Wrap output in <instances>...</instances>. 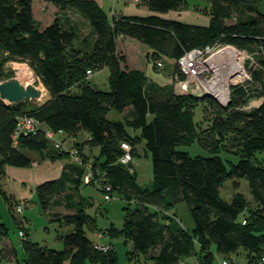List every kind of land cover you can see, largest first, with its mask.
I'll use <instances>...</instances> for the list:
<instances>
[{"label": "trees", "instance_id": "1", "mask_svg": "<svg viewBox=\"0 0 264 264\" xmlns=\"http://www.w3.org/2000/svg\"><path fill=\"white\" fill-rule=\"evenodd\" d=\"M143 1L154 13L109 15L96 0H0V80L12 76L6 61L27 62L38 85L50 92L45 102L29 109L27 102L9 103L0 97V179L8 165L32 164L26 148H48L46 128L69 136L88 132L83 143L75 144L82 159L79 174H84L90 161L84 145L98 147L91 162L94 178L88 183L108 196L119 193L136 203L122 227L112 225L107 231L112 238L131 242L128 261L159 245L145 264H220L223 259L237 264V255L243 257V264H264V12L249 7L255 14L240 18L242 0H209L210 22L196 24L158 14L180 9L187 0ZM70 7L92 25L96 41L91 49L75 47L77 30L62 23L61 14ZM216 42L254 52L246 68L255 86L250 96L259 99L258 105L240 108L248 102L242 83L234 85L227 107L210 96L146 85L150 63L159 68L161 58L177 61L186 50ZM104 66L110 68L108 89L96 86L94 75L88 76V70L95 74ZM184 77L177 62L172 80ZM198 105L204 111L200 121L195 119ZM113 110L120 113L116 119L108 116ZM23 114L36 117L40 129L14 138ZM196 141L210 154L192 155L179 148ZM122 142L131 145L133 157H151L150 185L140 184L133 161H121ZM56 149L53 156L66 152ZM227 180L235 190L232 198L222 194ZM243 180L256 206L239 190ZM2 185L6 199L15 197ZM62 185L63 180L52 179L36 186L44 211L50 210ZM170 187L185 189L195 200L192 229L169 213L174 204L166 195ZM17 203L18 199L10 202L13 213ZM48 213L50 221L70 228L57 234L63 249L31 240L26 231L28 217L21 214L18 235L24 232L26 264H119L112 243L99 240L100 233L98 239L89 235L97 231V222L85 208L65 215ZM0 264H20L18 247L4 221H0Z\"/></svg>", "mask_w": 264, "mask_h": 264}, {"label": "rangeland", "instance_id": "2", "mask_svg": "<svg viewBox=\"0 0 264 264\" xmlns=\"http://www.w3.org/2000/svg\"><path fill=\"white\" fill-rule=\"evenodd\" d=\"M209 0H187L186 5L181 7L180 9H173L168 12H160L161 16L169 19H177L184 22L189 23H196V24H208L210 22V15H209ZM249 7H253L257 10L264 12V0H242L241 4L239 5V10L237 12L238 17L245 18L248 12L255 14L254 11L249 9ZM105 11L110 15L112 12L120 14V15H148L154 13L151 11L148 6L144 3L143 0L140 2H136L135 0H105V6H103ZM76 11L79 15H76ZM80 11L77 8L70 7L64 10L61 14L62 23L68 28H74L78 32L77 38L74 40V46L80 47L84 50L91 49L96 41V33L94 32L92 25L88 21V19L82 14L79 13ZM121 45V44H119ZM3 57L0 55V59ZM164 62L163 67L153 68L152 63L148 65L147 68V82L146 85L148 87L159 88L162 86L164 89L173 88L174 84L177 81H173L172 73L175 68V64L177 61L174 59H165L161 58ZM17 62L22 61H6L5 66L8 70L12 69V76L10 78H14L17 81H21L20 77L17 75ZM27 63V62H25ZM28 64V63H27ZM30 67V65H29ZM31 72L34 76V85L43 87L38 85L36 82V77L34 71L30 67ZM246 71L249 74V77L242 83L246 86V95L245 97L249 100L254 99V96H250V93L253 94L255 90V86L252 83V74L248 69ZM109 75H110V68L108 66H104L102 69L98 70L94 76L92 77V82L102 89L109 88ZM9 79V78H8ZM2 81V80H1ZM193 92V91H190ZM203 94L207 93L204 89H201ZM210 94V93H208ZM212 95V94H210ZM206 95V96H210ZM213 96V95H212ZM210 96V97H212ZM215 98V97H213ZM259 100V99H258ZM39 100L35 97L30 98V101L27 102L26 108L29 109L36 104H41ZM203 106L198 105L195 109V119L196 121H200L203 118ZM116 110H113L111 113L108 114L110 119H116L119 116ZM205 124V123H204ZM64 132H60L58 134L61 139H63ZM66 135V134H65ZM68 136V135H66ZM80 139L83 137V134L79 135ZM68 138L65 142L66 146L68 147L69 143L72 141ZM76 144V143H75ZM65 146V147H66ZM77 146L75 145L74 148ZM69 148V147H68ZM179 148L188 151L192 155L195 154H202L208 155L210 154L209 150L204 147L203 144L200 142H194L191 145H181ZM92 149V150H91ZM29 150L26 151L29 153ZM57 149L53 146L52 143L46 148L44 151L35 149L32 152L33 157V164L26 167L25 169L28 171L35 170L39 172L41 167H59V171L63 169L64 166L70 165L71 167H78L79 162L76 160V154L73 151V148L69 151L64 152L63 154L59 155H52L55 154ZM66 150V149H64ZM86 153L88 154L89 163L92 162L93 158L96 154L99 153V148H91L87 146L85 149ZM141 152H143L141 148ZM31 154V153H30ZM42 155V156H41ZM135 157V156H134ZM35 159V160H34ZM36 161V164L34 165ZM134 168L137 174L138 181L142 185H150L153 180V172H152V160L151 157L148 155L146 156L143 154L142 156L135 157L133 161ZM16 168V169H13ZM21 167L18 166H7V173L3 179H0V183H2V188L6 190L8 195H15L12 197L11 200L5 198L3 193L0 189V221H4L8 223L10 226L13 239L18 247V254L20 264H26L24 259V250H23V239L18 235V226L19 223L17 219L22 218V215L13 211H11L10 202L14 201L17 202V199L20 197H28L30 200L28 204L24 208L23 214L28 217L26 231L28 233V237L33 241H38L42 244H47L48 246H55L61 247L63 249V242L58 240L57 234L58 232L63 231L67 232L70 228L68 226H61V224L55 220L50 221L48 212L42 209V203L38 199L37 192L34 188V182L29 177L27 178V174L22 176L17 173V170ZM80 171H78L79 173ZM81 173V172H80ZM81 178V179H80ZM79 181H83L80 184V188L73 190L72 187L67 188L68 185H62L63 191L70 192V194H75L76 198L81 201V207L85 208L88 213L96 217L97 228L101 231L102 241L112 243L113 247L115 248L118 254L119 264H145L149 261V257L152 254L157 253L158 246H154L150 248L148 253H139L135 260L132 262L128 261V250L131 249V242H126L123 237L120 238H112L109 233H107L108 228L112 225L120 228L123 226L124 222L131 218V213L136 206L135 202H129L128 200L124 199L119 193H114L112 196H107L105 192L101 191L99 187L95 186L94 184L88 183L83 178V174H79ZM85 182V183H84ZM231 181L227 180L224 183V187L222 190V194L226 198H232L233 193L235 190L231 187ZM67 188V189H66ZM244 196L247 198V201L252 205L256 206L257 202L255 201L248 182L246 180L242 181L241 187L239 189ZM167 198L170 201H173L174 204L172 209H170V214H176L177 223H180L182 226L188 229H192L194 227V219L191 212V206L195 204V200L189 194L188 191L181 187H170L166 190ZM16 199V201H15ZM22 199V198H20ZM32 199V200H31ZM19 201V200H18ZM71 203H74L72 201ZM65 206V205H64ZM126 206H128L126 208ZM52 216V215H51ZM89 235L96 239L95 231H89ZM57 238V239H56ZM109 248V247H108ZM58 249V248H57ZM241 256V255H240ZM237 255V264H243L241 261L244 262L243 257Z\"/></svg>", "mask_w": 264, "mask_h": 264}, {"label": "built area", "instance_id": "3", "mask_svg": "<svg viewBox=\"0 0 264 264\" xmlns=\"http://www.w3.org/2000/svg\"><path fill=\"white\" fill-rule=\"evenodd\" d=\"M113 14L115 13L112 12ZM253 53L226 42H216L204 48L198 47L186 50L177 60L179 67L185 73V77L174 84V90L202 93L201 89H204L205 92L211 93L223 107H227L232 102L234 85L243 83L249 77L246 71V62ZM158 65L162 67L164 62L159 60ZM93 75L94 72L88 70V76ZM258 103V100L251 99L240 108L251 109L258 105ZM40 126L41 122L36 117L23 114L17 120L14 138H17L20 133L28 134L35 132L40 129ZM59 133L51 128L45 129V136L49 142L55 148L64 150L66 147L64 141L58 136ZM122 147L125 152L121 157V161L125 164L134 161V157L131 154V145L128 142H122ZM73 151L76 154V160L82 163L78 149L73 148ZM84 167L86 169L83 178L86 182H90L94 178V170L91 163H86ZM26 205L27 200L25 198L19 199L16 205V212L23 214ZM20 235L24 237V232L21 231ZM220 264H231V262L223 259L220 261Z\"/></svg>", "mask_w": 264, "mask_h": 264}, {"label": "crops", "instance_id": "4", "mask_svg": "<svg viewBox=\"0 0 264 264\" xmlns=\"http://www.w3.org/2000/svg\"><path fill=\"white\" fill-rule=\"evenodd\" d=\"M96 1L99 3V5H101V7L105 6V0H96ZM135 1L136 2H140L141 0H135ZM79 13H81V12H79ZM76 15H79L77 11H76ZM117 15H120V14H117ZM65 134L63 135L65 146H66L65 142L68 140L69 137H71L70 139L72 140L69 143V145H68L70 150L72 148H74L75 143H83V141H85V139L89 135L88 132H82L80 134L81 135L83 134V137L80 139V136H79L80 134H78L77 136H69L68 134H66V135H68V136H66ZM87 146L88 145H84V147H83V152L84 153H86L85 149L87 148ZM68 147L66 146V151H69ZM28 149H31V150H29V153H27V154L31 157L32 164H33L32 152L35 149L26 148L25 151H28ZM34 165H39V164H36V161H35ZM26 167H28V166H26ZM26 167H21L20 169L17 170V173L22 175V176L27 174V178L29 177V180L31 179L34 182V188H36V186L38 184H40V183H42L44 181L52 180V179H58V180L61 179V180H63V184L64 185H68L67 188L70 185V187H72L73 190L77 191V189L80 188V184L83 182V181H79V173H78L79 166L76 168V167H71L70 165H67V166H64L61 171H59V167H54V168L53 167H42V166L39 165V166H37V168L41 167L39 172H36L35 170H31V171L27 172V170L25 169ZM13 169H16V168H13ZM63 190L64 189H63V186H62V188L59 191V194L53 200V205L51 206V208H50V210L48 212H50V213H59L60 215H65V214H68V213H76L79 210H81L83 207H81L82 205H80L81 201L78 200L79 198H76L75 194H70V192L66 193ZM20 198H24V197H20ZM25 199L27 200V204H28V201L30 200V198L25 196ZM72 201H74V203H71ZM99 231H100L99 229H97V231H95L96 237H98L97 233ZM96 239H98V238H96ZM101 239H99V240H101ZM106 243H109V242H106Z\"/></svg>", "mask_w": 264, "mask_h": 264}, {"label": "water", "instance_id": "5", "mask_svg": "<svg viewBox=\"0 0 264 264\" xmlns=\"http://www.w3.org/2000/svg\"><path fill=\"white\" fill-rule=\"evenodd\" d=\"M31 92H37V87L33 84L24 85L22 82L17 81L14 78L0 81V97L9 103L28 102L30 101L28 94ZM210 94L203 93L201 95Z\"/></svg>", "mask_w": 264, "mask_h": 264}, {"label": "bare ground", "instance_id": "6", "mask_svg": "<svg viewBox=\"0 0 264 264\" xmlns=\"http://www.w3.org/2000/svg\"><path fill=\"white\" fill-rule=\"evenodd\" d=\"M17 75L20 77L22 83L24 85L27 84H33L34 85V76L31 72V69L29 67V64L24 63V62H17ZM37 87V92L36 93H29L28 96L30 98L35 97L37 100L40 102H45L49 97H50V92L46 87ZM108 196V195H107Z\"/></svg>", "mask_w": 264, "mask_h": 264}]
</instances>
